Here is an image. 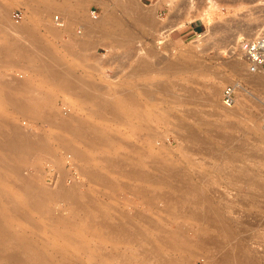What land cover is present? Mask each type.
I'll return each mask as SVG.
<instances>
[{
    "label": "rangeland",
    "instance_id": "1",
    "mask_svg": "<svg viewBox=\"0 0 264 264\" xmlns=\"http://www.w3.org/2000/svg\"><path fill=\"white\" fill-rule=\"evenodd\" d=\"M158 3L0 0V264H264V0Z\"/></svg>",
    "mask_w": 264,
    "mask_h": 264
},
{
    "label": "bare ground",
    "instance_id": "2",
    "mask_svg": "<svg viewBox=\"0 0 264 264\" xmlns=\"http://www.w3.org/2000/svg\"><path fill=\"white\" fill-rule=\"evenodd\" d=\"M156 1V0H155ZM187 1V0H186ZM185 2V1H184ZM48 3V2H47ZM157 3H158V0H157ZM159 3H160V0H159ZM158 3V4H159ZM46 4V3H45ZM184 4V3H183ZM50 7H52V8H59L60 10H62L60 7H58V5H56V4H52L51 2H50V4H47V5H45V8L46 9H49ZM174 7V6H173ZM58 9V10H59ZM59 10V11H60ZM63 11V10H62ZM63 13V12H62ZM141 13V12H140ZM141 15V14H140ZM74 16H75V18H77V14L75 15L74 14ZM106 20V19H105ZM100 21H103V20H100ZM114 21V20H113ZM97 22V21H96ZM105 22V21H104ZM100 22H98V24H99ZM101 23H103V22H101ZM98 24H97V26H98ZM101 25H103V24H101ZM100 25V26H101ZM106 25V24H105ZM104 25V26H105ZM107 25H108V23H107ZM97 26H95L94 25V28H95V30H96V28H98ZM172 27H173V25H172ZM99 28H101V27H99ZM105 28V27H104ZM170 28V27H169ZM248 28V27H247ZM103 29V28H102ZM249 29V28H248ZM250 30H251V28H250ZM247 31V30H246ZM32 47V46H31ZM37 48V46H35V47H32V48H30V47H27V50L29 51V49H33L34 51H35V49ZM39 48V47H38ZM37 48V49H38ZM39 51V50H38ZM37 51V52H38ZM232 62V68H233V70H235V71H238V72H243V70L244 71H246L247 72V76H249V77H251L254 81H255V84L256 85H258V87L260 88V89H264V73L263 72H260V71H256V72H253V71H250L249 70V68H248V66H247V63H245V64H243V62L241 61V60H239V59H237V58H235L233 61H231ZM235 83H236V85H238L239 86V89L241 90V92H242V94L245 96L246 94H252V91H250L251 89H249L246 85H245V83L243 82V81H241V80H237V81H235ZM213 84V90L211 91V92H209L208 93V96H207V98H208V100L209 101H211V102H213L214 100H215V94H216V92H218V86H217V84L216 83H212ZM212 86V85H211ZM238 86H237V88H238ZM76 87V86H75ZM73 89V88H72ZM76 89V88H75ZM239 94H241V93H239ZM254 94H256V93H254ZM253 95V94H252ZM247 96V95H246ZM20 101V100H19ZM18 101V102H19ZM21 104V103H20ZM19 103H18V105H20ZM24 103H22L21 105H23ZM20 105V106H21ZM26 105V104H25ZM19 106V107H20ZM24 106V105H23ZM23 106H21V108L23 107ZM27 106V105H26ZM25 106V107H26ZM232 106H234V105H232ZM232 106H227L226 105V110L225 111H222V112H219V114L221 113V114H223V115H227V114H230L229 112H230V108L232 107ZM24 107V108H25ZM19 129V128H18ZM21 129V128H20ZM16 130V129H15ZM14 130V131H15ZM16 132V131H15ZM12 135L13 136H9L8 135V140H6V142H8V144H7V147H9L10 149H13V150H15V149H19V148H21L22 146L24 147V148H30L31 149V147H32V149H34L33 148V145L35 144H33V142L31 141V139L33 138H31V139H29V136L27 137V136H25V134L23 133V129H22V132L21 131H18L17 133H16V135H15V133L13 132L12 133ZM29 135V134H28ZM35 136H37V135H35ZM264 136V135H263ZM30 137H31V135H30ZM7 138V136L5 137V139ZM41 138V137H40ZM262 139H263V137H261ZM34 139V138H33ZM32 139V140H33ZM37 140V139H36ZM34 141H35V139H34ZM38 141L39 140H37V143H38ZM41 141H42V139H41ZM40 142V141H39ZM37 146V145H36ZM22 147V148H23ZM25 150V149H24ZM29 151H31V150H29ZM17 166V164L16 165H14V167H16ZM17 168V167H16ZM15 168V169H16ZM17 170V169H16ZM61 192V191H60ZM59 192V193H60ZM61 194H62V192H61ZM64 195V194H63ZM76 196V195H75ZM74 196V197H75ZM73 197V198H74ZM72 198V199H73ZM76 198H78L79 199V197H77L76 196ZM76 198H74L73 199V202L75 203V199ZM80 200V199H79ZM77 203H79V202H77ZM77 205V204H76ZM79 205L80 206H82V204L80 203V204H78V207H79ZM77 207V208H78ZM84 207V206H83ZM83 207L81 208L82 210H83ZM76 208V209H77ZM78 210H80V209H78ZM87 210V209H86ZM75 211H77V210H75ZM83 211H85V207H84V210ZM79 213V212H78ZM107 221V220H106ZM1 223V222H0ZM108 223H110L109 221H108ZM103 224V223H102ZM113 224H115V223H112L111 222V226H113ZM120 224V223H119ZM109 226H110V224H109ZM128 231H130V230H128ZM131 232V231H130ZM130 232H128V233H130ZM131 234V233H130ZM132 234H133V232H132ZM21 251H22V249H21V247L19 246V245H17V247L16 248H13V250L11 251H9L8 249H6V250H4V248H1L0 247V256H1V258H6V259H8V258H11V257H15V258H19V256H20V254H21Z\"/></svg>",
    "mask_w": 264,
    "mask_h": 264
},
{
    "label": "built area",
    "instance_id": "3",
    "mask_svg": "<svg viewBox=\"0 0 264 264\" xmlns=\"http://www.w3.org/2000/svg\"><path fill=\"white\" fill-rule=\"evenodd\" d=\"M94 16L97 14L93 10ZM60 20L59 15H56ZM58 23H61L58 21ZM238 48L245 58L250 71H260L264 73V32H259L251 36H243L239 40ZM236 84H227L223 89V101L227 106H232L236 101Z\"/></svg>",
    "mask_w": 264,
    "mask_h": 264
}]
</instances>
